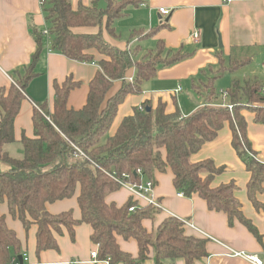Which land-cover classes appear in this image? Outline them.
<instances>
[{"label": "trees", "instance_id": "trees-1", "mask_svg": "<svg viewBox=\"0 0 264 264\" xmlns=\"http://www.w3.org/2000/svg\"><path fill=\"white\" fill-rule=\"evenodd\" d=\"M100 1L90 0L89 5L81 3L74 9L72 0H40L47 30L30 25L37 44L31 63L10 75V88L0 89V163L9 166L8 171H0V204L7 203L10 215L27 232L37 226V256L47 250H59L56 235H63L66 230L74 240L75 228L87 224L93 231L91 241L98 248V261L143 264L153 251L155 264L176 259L195 264L209 255L207 239L186 236L185 225L178 218H166L157 230L149 232L144 221L154 220L162 209L140 205L133 197L123 206L107 202L109 195L123 188L122 183H155L156 172L170 169L178 193L188 198L197 194L211 211L226 213L230 226L237 219L262 243L263 236L253 221L244 216L235 182L212 187L215 177L224 173L226 167L217 166L211 159L193 163L191 156L200 152L205 143L217 139L228 123L233 133L232 146L250 173L249 199L257 210L262 209L257 196L264 191V163L251 146L243 112H251L255 122L264 125V76L235 77L224 91L215 88L217 77L209 78L196 90L205 105L187 117H181L179 112L168 115L162 102L155 110L144 102L109 136L119 107L129 95H141L144 83L155 78L159 70L185 61L192 54L182 53V49L168 50L161 39L156 49L145 52L142 59L140 46L122 49L113 45L105 34L120 40L116 22L127 17L129 9L140 8L147 2L105 0L103 8ZM77 28L99 31L77 34ZM169 28L167 23L156 26L143 37H155ZM143 33L135 31L130 38ZM46 39L51 42V52L82 63H96L99 71L90 83L86 106L79 111L68 107L71 91L79 83L68 77L63 83L54 84L53 111L47 105H37L33 115L35 137H22L24 156L15 159L5 147L16 141L15 120L29 83L38 75L36 67L45 51ZM95 54L101 59L97 60ZM219 59L221 68L217 73L229 74H238L253 60L249 56L239 58L236 50L231 52L228 64L220 56ZM133 68L135 77L127 80L126 74ZM116 81H123V85L114 97L107 99ZM218 100L224 104L214 105ZM78 191L80 220L74 218L72 210L58 215L48 212V204L71 199ZM131 208L135 211L131 212ZM118 237L137 242L138 258L121 249ZM22 250L17 233L9 228L6 216L0 212V264H12L13 255L18 258Z\"/></svg>", "mask_w": 264, "mask_h": 264}, {"label": "crops", "instance_id": "crops-1", "mask_svg": "<svg viewBox=\"0 0 264 264\" xmlns=\"http://www.w3.org/2000/svg\"><path fill=\"white\" fill-rule=\"evenodd\" d=\"M140 8L127 11L128 16L116 22L120 40H115L105 34L106 39L119 48L140 46L142 55L156 49L158 40H163L168 50L192 54L185 61L174 64L169 68L159 70L156 77L144 83L141 95H129L119 107L117 117L109 132L113 136L125 117L133 114L134 108L148 102L157 109L158 103L166 105L168 115L179 112L181 117L193 114L205 105L203 96L196 91L197 86L209 78H219L229 73H217L221 68V60L229 63L233 50L239 58L252 57V62L237 75L245 77L264 76V0H231L229 4L223 0H146ZM73 8L79 4L89 5L90 0H72ZM161 9L170 11L165 16ZM169 24V29L161 30L155 37L145 38L156 26ZM39 30H47L44 13L40 0H0V89L10 88L13 83L11 74L29 66L37 44L30 33V25ZM142 30L140 37L131 39L133 32ZM99 28H77V34H96ZM198 35V39L195 36ZM51 42L46 39L45 51L39 60L35 77L26 90V99L21 104L20 112L15 120L14 143L8 144L5 150L15 159L24 156L21 139L25 135L35 137L33 124L34 111L37 105H47L52 112L54 109V84L63 83L68 77H73L79 86L71 91L68 100L70 109L82 110L88 100L90 83L99 71L96 63H82L70 60L65 56L51 52ZM96 59L101 56L95 54ZM140 58L137 59L139 63ZM133 68L126 74L127 80L135 77ZM233 75V74H232ZM216 78V79H217ZM235 76H233V79ZM232 79V80H233ZM231 80V82H232ZM230 82V85H231ZM123 81L114 82L107 99L114 97L121 89ZM230 87V86H229ZM220 91L228 87L218 88ZM223 103L218 100L214 105ZM224 104V103H223ZM248 127V138L257 153V158L264 163V125L255 122L254 115L243 112ZM233 133L229 124L219 131L217 139L207 142L203 149L191 156L193 163L211 159L217 166H224V173L215 177L212 187L229 184L233 181L237 186L236 197L239 200L244 216L253 221L263 242L260 243L253 234L237 219L230 226L228 215L222 211H211L205 200L197 194L191 197H180L174 186L173 174L170 169L165 173L156 172L154 175L155 194L161 201L162 211L154 220L144 221L149 232L159 228L160 223L169 217L178 218L185 225L186 236L207 239V252L204 259L195 264H254L236 253H246L257 256L264 264V191L257 196L262 209L257 210L249 199L247 185L250 173L244 162L238 157L232 146ZM165 153V151H164ZM9 166L0 163V171H8ZM77 194L71 198L47 205L49 213L58 215L73 211L76 220L81 219V211ZM130 198L126 188L111 194L108 203L123 206ZM0 212L6 216L7 225L17 233L23 245V254L16 258L13 255L12 264L19 257L27 255L23 264H107L98 261L97 246L91 241L92 228L80 224L75 228V239L64 230L63 235H56L59 250H47L36 255L37 226L33 225L27 232L23 224L9 213L7 203L0 204ZM192 224L194 227L188 224ZM121 249L130 253L134 258L139 256V247L135 240L126 241L117 238ZM153 253L143 264H155ZM165 264H186L183 259L167 260Z\"/></svg>", "mask_w": 264, "mask_h": 264}, {"label": "built area", "instance_id": "built-area-1", "mask_svg": "<svg viewBox=\"0 0 264 264\" xmlns=\"http://www.w3.org/2000/svg\"><path fill=\"white\" fill-rule=\"evenodd\" d=\"M224 3L229 4L231 0H223ZM161 13L165 16L169 15L170 11L161 9ZM47 34V32H45ZM196 39H198V35L195 36ZM262 93L264 95V89L262 90ZM230 110L233 109V105L229 107ZM122 187L126 188L131 196L139 202L140 205H152L157 209H162V204L159 202V200L156 197L155 194V188L156 184L152 181H144V183L140 185L136 184H129V183H122ZM180 197H184L183 193H178ZM135 211V208H131V212ZM194 227L191 223L188 224ZM237 256L243 257L248 259L249 261L253 262L254 264H262L260 259L257 256L253 255H247L246 253H236ZM23 259L27 261V255H23ZM95 259H97V256H95ZM107 264H110L109 260L106 261ZM14 264H19V262H15Z\"/></svg>", "mask_w": 264, "mask_h": 264}, {"label": "rangeland", "instance_id": "rangeland-1", "mask_svg": "<svg viewBox=\"0 0 264 264\" xmlns=\"http://www.w3.org/2000/svg\"><path fill=\"white\" fill-rule=\"evenodd\" d=\"M100 6L104 8L105 0H101L100 1ZM233 76L237 77L236 74H233V75L232 74H225L222 77L217 78L215 83H214V86L218 87V88H224V89L226 87H229L230 86V82L233 79ZM3 165H6V164L3 163ZM151 253H153V251Z\"/></svg>", "mask_w": 264, "mask_h": 264}, {"label": "water", "instance_id": "water-1", "mask_svg": "<svg viewBox=\"0 0 264 264\" xmlns=\"http://www.w3.org/2000/svg\"><path fill=\"white\" fill-rule=\"evenodd\" d=\"M148 110L150 111L151 108H148ZM19 261L23 264V261H24V260H23V256H20V257H19Z\"/></svg>", "mask_w": 264, "mask_h": 264}]
</instances>
